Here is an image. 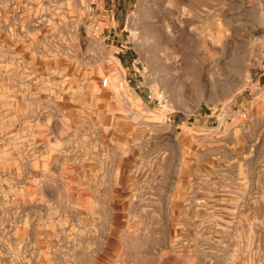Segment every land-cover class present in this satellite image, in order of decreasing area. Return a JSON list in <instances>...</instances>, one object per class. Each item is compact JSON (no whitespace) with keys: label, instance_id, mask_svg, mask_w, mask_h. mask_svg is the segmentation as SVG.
I'll return each mask as SVG.
<instances>
[{"label":"rangeland","instance_id":"rangeland-1","mask_svg":"<svg viewBox=\"0 0 264 264\" xmlns=\"http://www.w3.org/2000/svg\"><path fill=\"white\" fill-rule=\"evenodd\" d=\"M263 34L264 0H0V264H264Z\"/></svg>","mask_w":264,"mask_h":264},{"label":"built area","instance_id":"built-area-1","mask_svg":"<svg viewBox=\"0 0 264 264\" xmlns=\"http://www.w3.org/2000/svg\"><path fill=\"white\" fill-rule=\"evenodd\" d=\"M113 22H114V16H113L112 9L100 7L93 21V26H92L93 33L91 34L92 37H95V36L96 38L100 37L101 39L103 38V40L109 39L110 38L109 25ZM254 40H255V43H257L259 46L262 47V49L264 48V34L256 37ZM101 85L103 87H106L108 85L107 78H104L101 81Z\"/></svg>","mask_w":264,"mask_h":264},{"label":"crops","instance_id":"crops-1","mask_svg":"<svg viewBox=\"0 0 264 264\" xmlns=\"http://www.w3.org/2000/svg\"><path fill=\"white\" fill-rule=\"evenodd\" d=\"M111 25V24H110ZM113 28V26H111Z\"/></svg>","mask_w":264,"mask_h":264}]
</instances>
